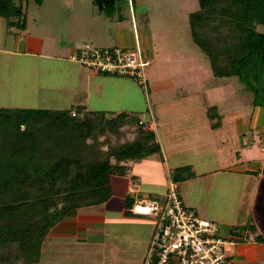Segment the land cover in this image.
<instances>
[{"label":"rangeland","instance_id":"374dc122","mask_svg":"<svg viewBox=\"0 0 264 264\" xmlns=\"http://www.w3.org/2000/svg\"><path fill=\"white\" fill-rule=\"evenodd\" d=\"M13 4L20 8V14L12 21H17L19 24L24 23L28 32L27 37L37 34L43 41L45 50L50 47L51 43L53 46L60 47V52L54 51L52 55L68 56L71 51L84 43L99 48L121 47V43L116 42L118 34L125 33L127 38L129 36L127 42H130L132 35L135 34L134 45H137L143 56L147 57L150 62L144 69L146 83L142 86L130 78L99 75L104 76L102 78H106L109 82L111 99L132 106L131 108L119 106L116 107L120 108L117 111L105 113L109 115L134 114L140 119L147 116L151 128H154L155 139H159L156 140L159 149L156 153L139 160L126 161L127 173L135 176L138 187L143 191L139 197L161 202L164 199L170 173L179 168V174L191 175L175 182L177 194L183 200L184 206L187 207L185 204L189 201L195 202V209L192 206L188 208H192L196 216L203 219L206 217L200 215V212L206 208L214 213H222L220 217L213 219L214 222L221 228L232 227V234L237 235L236 246L228 252L233 264H264V153L262 152L264 149V107L252 106V95L236 78L221 79L211 75L207 57L193 44L188 27L187 17L198 9L197 1L115 0L114 10L110 16L98 12L92 0H13ZM115 24L120 27L119 30L115 28ZM44 66L39 82L45 88L38 93V100L32 103H37L35 104L36 109L66 113L76 111L81 116L95 112L91 110L87 113L83 112L82 108L73 104L74 100L83 97L84 92L82 87L79 91L77 88H71L75 87L71 81L75 76L71 77L70 74L65 75L57 71L53 64ZM115 83H120V86L127 88L128 92L123 95L121 93L123 90L119 91L113 87ZM55 85L54 89L50 87ZM89 94V102L91 106L94 102L96 109L115 108L114 102L110 99L104 98L102 101V97L98 98L92 92ZM175 101L187 106L189 103L192 106L199 105L196 107H199L200 112H196V109L192 110L196 113L189 118L190 124L186 123L188 120L181 122L182 132L197 127L192 123L194 118L198 124L204 121L209 127L219 126L222 129H233L234 133H237V138L230 133L233 139L226 145L233 151L225 157L227 159L225 162L227 165L241 164L233 170L249 168L247 165H250V191H248L247 184L236 182L235 186L228 187V192H226V189L220 187V181L213 182V189L208 190L210 188L208 178L210 177L206 178L205 174L223 165L220 163L222 156H219L222 152V145L212 137L208 129L202 137L199 136L196 140L184 137L180 154H174L170 149L172 147L163 143L161 132L166 123L173 121L172 117L169 118L168 112L176 110L172 108L171 103ZM12 104L13 102L6 100L0 101V108H14ZM163 104L166 107L165 112L161 111ZM182 110L186 111V106ZM175 119L180 118L177 116ZM125 138L130 139L131 135H126ZM204 138L205 140L201 141ZM172 161L184 162L187 165L175 168ZM183 167H187L188 171L185 172ZM166 169L170 170V173H166ZM255 171L260 173L257 177L258 184L254 182ZM195 172L204 176L185 182L192 178ZM226 174L228 173L223 175ZM216 175L220 176V174ZM127 179L111 177V197L105 203L91 206L92 210H87L90 215L103 217V231L107 236V242L102 249L105 258L103 262H100L96 256L87 258L85 264H109L107 256L110 260L114 256L123 260V264H132L136 251L138 253L139 249L142 251L144 235L149 231V227L152 228L151 219L145 216L130 215L132 220L126 221L121 220L117 213L113 212L121 204ZM238 206L239 212H237ZM70 220L72 219H67V221ZM65 221L62 222L60 229L64 227L71 231L76 229L77 226ZM238 226H240L239 231H236ZM250 227L253 228L252 231ZM254 229L259 235L257 239L251 234ZM66 236H62L66 239H53V242H58V244L48 246L54 249L61 246L66 251L72 247V253H74L62 257L60 261H64L62 264H77L75 260L78 255L75 252L79 248H75V244L74 246L68 244L71 245L69 247L62 245L63 241H69ZM81 242L77 240V243ZM114 244H117L115 246L118 252L112 250L110 253V247ZM63 255L67 254L63 253ZM36 259L38 261L39 254ZM50 260L51 263L44 260L45 264H58L56 258H50ZM79 264H82L80 258Z\"/></svg>","mask_w":264,"mask_h":264},{"label":"trees","instance_id":"16d2710c","mask_svg":"<svg viewBox=\"0 0 264 264\" xmlns=\"http://www.w3.org/2000/svg\"><path fill=\"white\" fill-rule=\"evenodd\" d=\"M196 1L198 9L187 17L190 37L211 75L236 78L252 95V106L264 107V0ZM92 2L105 16L114 10L115 0ZM19 14L13 0H0L6 28H24L12 21ZM158 150L153 132L134 114L73 118L62 111L0 108V264L35 263L50 229L79 209L105 203L110 178L127 173L124 163ZM179 170L170 173L171 181L191 176ZM131 202L124 198V215H132Z\"/></svg>","mask_w":264,"mask_h":264},{"label":"crops","instance_id":"0c3cea01","mask_svg":"<svg viewBox=\"0 0 264 264\" xmlns=\"http://www.w3.org/2000/svg\"><path fill=\"white\" fill-rule=\"evenodd\" d=\"M121 23L122 22H120V24ZM115 28L119 30L120 27H118L115 24ZM14 29L16 28L15 27L6 28L4 20L0 18V101L6 100L10 103L13 102L12 105L14 108L36 109L35 104L37 103L35 104H32V103L38 100V93L45 88V87L43 88L40 85L39 78L41 76V73L44 72V68H45L44 65L53 64L55 65L57 71H61L65 73V75L70 74L71 77L72 75L75 76V78H72L71 80L73 81V86L75 87H71V88H75V89L77 88L78 91L80 87L84 89L83 97L74 100V103H73L74 105H76V107L82 108L83 112L87 113L89 112V110H91V111H95L98 113H105L107 111H117V109H120V108H116V107H119V106H124L127 108L132 107L126 103H121L118 100H114V99H111V97H109L110 96L109 94L110 85H109V82L106 81L107 80L106 78H102L104 76L94 73L92 71H87L86 69L74 63L69 62L67 60V56L52 55V52L54 51L59 53L61 50L60 47H56V45L53 46V43H51L50 47L45 50L43 48V41H41L40 37L37 34L35 36L33 35L31 37H27L28 32H27L25 25L22 30L16 29L15 31ZM118 35L119 36H117L116 42L119 44L121 43L120 44L122 45L121 47L132 48L134 46L135 34L132 35V40L130 39V42H127L129 36L127 38L125 33L123 34L120 33ZM59 85L61 86L60 83ZM50 87L54 89L56 85L50 86ZM113 87L117 88V90L119 91L123 90V92H121L123 95H125L126 92H128L127 88H122V86H120V83H115ZM90 89L92 91H89ZM89 92H92L94 95L96 94V97L98 98L102 97V101L104 98L110 99L112 102H114L115 108L111 109L108 107H105V108L102 107V108L96 109L94 102H93V106H91L92 104L89 102V96H90ZM171 103H172V108H176V110H169L168 112L169 118L172 117L173 121L166 123L165 127L162 130L163 132H161L163 143H165V145H170L172 147L170 149L173 150L174 154L175 153L180 154L183 148L182 143H184L185 138L189 137L191 140H196L199 136L202 137L205 130L208 129L212 137L214 139H217L218 142L222 145V149H221L222 152H221V155L219 156L220 157L222 156L220 163L223 164L221 166L219 165L218 166L219 168L215 170H211L212 172L205 174L206 178L207 176L210 177L208 178L210 179L209 180L210 188H208V190L213 189V186H212L213 182L220 181L219 183L220 187H223L224 189H226V192H228V189H229L228 187H231V188L232 186L234 187L236 182H241L243 183V185L247 184L249 186L248 191H250V165H247L249 168L247 167L245 168L249 170H245L244 168H237L233 170L234 167H239L238 165H241V164L231 163L227 165V162H225L227 161L225 157H227L233 151V150H230L231 148L226 145L227 143H230L231 139H233L230 133H232L236 138L238 136L237 133L236 132L234 133L233 129L232 130L222 129L219 126L209 127L208 124L204 121L201 124L200 123L198 124V122L194 121V118H193L192 123L197 125V127L189 131L183 130L182 132L181 122H186V120H188V122L186 123L190 124L191 121H189V118H191L192 115H194V113L200 112L199 107H196L199 105L196 104V106H192L189 103V105L187 106L184 104H178L179 102L176 103V101L171 102ZM184 106H186V109H187L186 111L182 110ZM164 109L166 110L165 104L161 106V111L165 112ZM193 109H196V112L195 111L192 112ZM70 112L72 111H69L68 113ZM171 112L174 114L171 115L172 114ZM105 114L109 115L107 113ZM109 116H111V114ZM177 116L178 118H180L179 120L175 119ZM144 119L142 118L140 119V121L142 122V124L144 125L146 129L150 130L154 134V128H151V125L149 123V118L145 116ZM263 123H264V120H263ZM225 130L227 131V133ZM156 140L158 141L159 139L156 138L155 141ZM204 140L205 138L201 139V141H204ZM244 147L247 148L246 146ZM262 152L264 153V149H262ZM236 157L238 156L236 155ZM171 163H174V166H176L175 168L179 166L187 165L184 162L176 163V161H172ZM248 164H250V162ZM124 165L127 167L126 162L124 163ZM229 165H232V166H229ZM246 171H248V173ZM166 173H170V170L166 169ZM225 173H228V174L223 175ZM216 174H220V176L219 175L217 176ZM255 175L256 176H255L254 182L258 184L259 179L257 177L260 175V173L258 171H255ZM202 176L204 175L195 172L193 173V177L187 179L185 182L190 181V180H197L199 177H202ZM124 177L128 179L125 184V191L123 193V196L121 197V204L119 205V208L117 210H114L113 212L117 213V215L119 216L121 220L129 221V220H132L130 215L127 216L123 214V211H124L123 200L126 196L131 198L130 195H128V188L131 186V184L136 185L137 193L134 195L138 197L140 193H142L143 191L138 187V184L136 183L134 175H130L126 173ZM168 179H170V177H168ZM240 191H243V190H240ZM111 195H112V190H111ZM181 201L183 202L182 199ZM185 205H187V207L192 206V208L194 209L196 207L195 202L193 201H189ZM88 209L92 210L91 207L79 209L76 212L75 216L70 218L73 221L72 220L67 221V219L66 221L62 220L59 223H57L52 229H50V231L47 233V235L45 236L44 240L42 241L40 245L39 259L34 264H38V263L45 264L44 260L51 263L52 261L50 260V258H56V261L58 262V264H62L64 262V261L63 262L60 261L62 257H67L69 256V254H73L74 252L72 253V247L70 248V250H67V251L64 250L63 247L61 248V246L58 249L50 248L52 244H56V245L58 244V242L54 243L53 239H60V240L66 239V238H62V236L64 235H67L66 237L69 241H63L62 245L73 244L74 246L75 244V248H79L75 252L78 255L76 256L77 258L75 260L77 264H79V258L81 259L82 264H85L84 262L87 258L89 257L94 258L96 256L97 258H99L100 262H103L105 258H104L102 249L105 247V242H107V239H106L107 236L105 232L103 231L104 219L103 217L93 216V215L88 214L87 212ZM239 210L240 209L238 206L237 212H239ZM90 212L92 213L93 211H90ZM220 214L222 215V213ZM220 214L210 211L209 208L203 209L200 212V215H202L203 217H206L204 220H208L211 222L215 221L213 219L220 217ZM131 216H134V215H131ZM63 221L69 222L71 225L77 226L76 229L73 231L69 230L66 227H64L63 229H60V226L61 224H63L62 223ZM151 221H152V228H153V220L151 219ZM140 224L141 223H139V225ZM225 225H228V224H225ZM152 228L149 227V231L146 232V234L144 235L145 239L142 243V251L141 249H139V253L138 251H136L135 256L132 258V261H133L131 262L132 264H141L142 254L145 249V246H148L147 241L148 239H150ZM231 228L232 227L221 228L222 233L224 232L223 233L224 235H227L231 237L232 239H234L237 244L238 242L237 235L232 234ZM238 228H240V226L237 227L236 231H239ZM251 234L252 236H254V238L256 236L257 237L259 236L258 234H256L255 229H254V232H252ZM248 236H250V234H248ZM77 240H81L82 242L77 243ZM251 240L252 242L254 241L253 238ZM48 245H50V247ZM115 245L117 244H114L113 247H110V253L112 250H114V252L116 253L118 252L117 246ZM69 246L71 245H68V247ZM48 253H51V254H48ZM63 253H66L67 255H63ZM107 261L108 262L110 261L109 264H119V263L123 264L124 263L123 260L119 259L118 257L116 258L114 256L111 260L108 259V256H107Z\"/></svg>","mask_w":264,"mask_h":264},{"label":"built area","instance_id":"2783aa9c","mask_svg":"<svg viewBox=\"0 0 264 264\" xmlns=\"http://www.w3.org/2000/svg\"><path fill=\"white\" fill-rule=\"evenodd\" d=\"M67 60L97 74L130 78L139 85L146 83L144 69L150 64L137 45L132 48H99L84 43L68 54ZM71 117L81 118L72 111ZM177 185L168 180L164 199L159 202L135 196L131 184L129 212L153 220V228L141 264H233L228 255L236 245L214 222L201 219L184 206Z\"/></svg>","mask_w":264,"mask_h":264}]
</instances>
